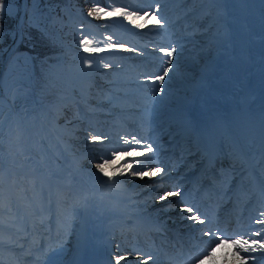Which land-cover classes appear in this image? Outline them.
<instances>
[{"label": "rangeland", "instance_id": "obj_1", "mask_svg": "<svg viewBox=\"0 0 264 264\" xmlns=\"http://www.w3.org/2000/svg\"><path fill=\"white\" fill-rule=\"evenodd\" d=\"M47 3L46 4H50V5H54L57 1L60 0H46ZM175 0H172V2ZM187 3L190 1H194V0H186ZM196 1V0H195ZM209 0H197V2L194 3V8L195 10L193 12H190V7H187L184 9V11L186 12V14L188 16H191V30L193 32L192 36H188V39L186 40V42L182 39H177V41L174 42V45L179 46L176 53L173 54V57H171L172 59V63L173 61L175 63H173L174 66V71L173 70H169L170 71V78L172 82H176V79L178 76H182V83L187 82L188 78L191 76H196L197 74V66L199 63H203L205 58L210 54V50L213 47L210 44H207V39H208V35L209 38L213 36V33L211 31L210 28L207 27L206 22L210 21L211 18H202L203 16V11H205L206 9H203L204 4L203 3H207ZM227 7L223 8L221 7L219 10L223 11L224 15H227V18H234L233 13H231V8H232V4H237V6L239 7L240 11H237L238 15L235 17L236 19H240V16L243 14L242 17V24L238 27H236L234 30H232V34L231 36H229L230 38L232 36H234L231 39L232 44L230 43L229 39L230 38H226V42H224V47H227L231 49V53H232V57H231V61L234 63H238V61H241L238 64V71L241 72L242 75L245 74V71L248 69V67H244L247 64V58H246V53L245 49L244 51H241L239 49V46L241 45V42L239 39V37L241 35H245V33L249 36L252 33V29L253 27L257 26L260 29L259 32V37L262 39L264 38V0H227ZM168 0H156L155 3L156 5L153 4V9L151 11H149V15L144 17L145 21H151L152 19V12L156 10V6L157 4L160 5L159 9H162L161 7H164L167 4ZM172 2H169L168 4H171ZM179 2V0H178ZM45 0H32V4H37L39 5V9L38 10H42L44 8V6L46 4ZM88 5H92L93 7V3L91 4V0H88ZM101 7H104L103 4H100ZM256 6V7H254ZM91 7V6H89ZM88 7V8H89ZM169 7V6H168ZM167 7V8H168ZM147 6L142 8L141 10L136 9V11L134 12H139V14L141 16H143L144 12L147 11ZM90 9V8H89ZM108 9V8H107ZM109 11H111L110 9H108ZM225 12V13H224ZM45 11H43L41 14H44ZM38 15H36L37 17ZM35 17V13H33L27 22V25H29V21H31L33 18ZM42 17V21H43V26H45V21H44V15H41ZM41 17L38 16V20H41ZM175 18L170 19L169 22L172 23V25L178 24L181 22V20L179 19L178 16H173ZM187 17V16H186ZM98 20H100L102 23L107 22V18L101 16L99 18H97ZM214 21V20H213ZM229 21V19L225 20V22ZM151 24V23H149ZM148 24V25H149ZM0 28L2 29L3 35H5L7 38H9L10 36H12L11 33H8L6 30H4V25L3 23H0ZM48 29H50V26L45 28V31H47ZM149 29L148 26H146L145 28L142 29V31L144 33H147L145 30ZM236 30V33H234V31ZM242 30H246L244 31L245 33L242 32ZM152 33H158V32H153L155 31V29L151 28ZM160 33V32H159ZM246 36V35H245ZM40 38L43 40H39L36 36H34L33 31L32 32H28V37L26 38V44L30 47H36L41 46V51L42 52H46L47 49L45 48L46 44L43 43V41L45 40V33H42V35H40ZM250 42V41H248ZM229 44L228 46L226 45ZM251 43V42H250ZM4 46H6V44H4ZM229 51V50H228ZM46 54V53H45ZM138 57H142V53H137L136 50L134 51H130L126 54H122V57L126 56L128 59H134L135 60V55ZM52 58V56H49ZM55 58H58L57 56H54ZM147 62V61H146ZM163 67L167 66V62L165 60L164 63H162ZM128 70H130L129 68H127ZM232 70H230L229 74H228V78L226 81V89H230L233 87L235 80L237 79V75L238 72H236V66L235 64L232 66V68H230ZM136 70H138L139 72H143L141 70H139L136 67ZM102 74L101 76H98L96 78V83H94V90H92V98H89L87 101L89 100H93L96 96L97 93H100V86L102 87H106L108 84L105 82V78H108V73L105 70H101ZM144 75L139 74V76L137 77L138 79H136L134 81V83H138L139 85L143 84V77ZM103 77V78H101ZM141 78V79H140ZM181 83V84H182ZM246 85V84H245ZM257 85V78L253 79L252 83H248L247 87L245 91H249V93H251ZM164 87V86H163ZM92 88V89H93ZM184 88V85H182V88L176 89L175 91H173L169 96V90L171 89V87H164L165 91L164 92H160L159 89L157 88L155 91L156 96L158 97V104L159 105H164V102L168 99V98H174L177 97L180 93H182V89ZM104 100L108 101L109 105H110V101H112L111 99L107 98V93L104 92ZM235 93H238V89L236 87L233 88L232 92L230 93V97L235 98ZM138 93L135 92V94H133V96H137ZM256 95V94H255ZM180 96V95H179ZM254 96V95H253ZM263 95H261L262 97ZM1 98V97H0ZM10 98L11 99H15L17 100L20 109H22L21 113L23 114V121L17 122L16 123V127L21 128V126L25 127L24 125L25 123V118L26 121L30 124H38V128L36 129V132H34V137L33 140L38 144V148L41 154H37L35 157H32L31 159L28 158L29 160L25 162V165H30V166H35L36 170H38V168H40V171L42 172L41 168L44 169V171L46 170V172L43 171V173L45 174H51L52 171H48V169H55L56 171H62V167L58 166V164L53 163V161L51 159H54V157L51 156H47L45 154V151H48L49 149H51V151L55 154H57V150L58 147L55 145V143L53 142L52 139L57 140L56 136L53 135V132L55 128H57L59 130V134L60 135H64L63 137H61V139H58L57 141H60L63 144V147H65V145H69V146H73L74 144H76V146L79 147V150H77V152H83L86 149L87 145H84L85 140L87 139V137L89 136L88 134H93L91 133V131L87 128L86 125H84L83 121L81 122H76L74 119H70V120H66L64 123H57L56 125L51 123L50 121H48L49 123H47L44 118L42 117L41 114H39L38 112L33 110V96L29 93L28 88L24 85V84H17L16 86L13 87L12 91H10ZM103 100V101H104ZM169 100V99H168ZM68 107V110L69 111ZM26 110V111H25ZM26 112V113H25ZM30 113V114H29ZM28 115H30L29 119H28ZM68 113L65 115H62L63 117H68ZM46 119H48V117H45ZM34 120V121H31ZM83 132H85L83 134ZM69 133L72 134V136H74L73 139L69 138ZM88 133V134H87ZM67 134V135H65ZM14 136V140L15 143L17 144V136L19 135H13ZM21 141V140H20ZM43 141V142H42ZM29 146V144L27 143H23L22 146L27 147ZM47 145V146H45ZM49 148V149H48ZM66 148V147H65ZM62 150V149H61ZM63 155H68L67 153L64 152ZM51 157V159H50ZM61 157V156H60ZM62 158V157H61ZM27 160V159H26ZM55 162L56 159L54 160ZM135 169V166H134ZM65 170V169H64ZM39 172V171H38ZM40 173V172H39ZM41 176V175H40ZM13 186L18 184L17 180H15L14 182H12Z\"/></svg>", "mask_w": 264, "mask_h": 264}, {"label": "snow or ice", "instance_id": "obj_2", "mask_svg": "<svg viewBox=\"0 0 264 264\" xmlns=\"http://www.w3.org/2000/svg\"><path fill=\"white\" fill-rule=\"evenodd\" d=\"M160 5L157 4L156 10H159ZM5 8V0H0V9ZM88 16L91 17H124L128 20L132 25L137 28H145L149 23H151L153 29H161L166 26V21L164 19H157L156 11L152 12L153 19L151 21H145L144 17L148 16V12H144V15L141 16L139 12H130L127 8H117L112 7L111 11H109L105 7H101L99 0H93V7L88 10ZM83 28V25L80 26ZM3 33L0 32V38H2ZM21 39H23V33L21 32ZM108 42H111L112 37L109 36L107 38ZM79 45L82 46L83 52L88 53L89 57L84 58L83 64L91 68L93 65V54H99L106 51H110L112 49L117 48V44L109 43V47L107 49L101 48L98 46H94L93 40L89 39L87 35H81L78 41ZM119 48L134 51V49H126L125 45L120 44ZM160 53L164 54L162 59H166L167 66L162 69L161 75L148 74L145 76V80L150 81L153 86V95L155 96V91L158 88L160 92H164L165 89L163 87L165 78L168 76L169 70H175L172 59L173 54L177 52L176 45H171L169 47H161L158 49ZM98 64H102L104 68L110 67L109 64L104 63L103 58L97 57ZM87 139L93 146H100L103 148V152L105 155L100 156V162L95 164V169L98 170L99 174H102L104 177H107L108 180L105 183H111L113 185H123L125 181L116 180L117 176L124 177L126 175H131L133 177H138L140 179H144L145 177L152 180L157 176L160 177V180H153L152 183H149L146 186V190H150L155 193L160 189H163L165 185L161 183L164 179V176H167L168 173L164 172L163 168H148V164L153 162L155 157V151L153 150V146L151 143H146L144 138H137L136 136H132L131 140L127 136L122 137V145L130 148L128 151H118V150H109L108 148L103 147V142L109 140L110 138L107 135L103 134H89ZM136 146H140L143 150H138ZM151 154V155H149ZM23 149L22 147H17L16 152L13 156V162H15L16 156H22ZM107 156V158H106ZM139 157H143L144 159H138ZM262 162H264V157H262ZM3 141L0 139V174L3 172ZM135 166V169H134ZM147 168V170H145ZM235 166H233L234 170ZM23 179V177H22ZM34 185V181H31ZM172 187H176V191H164L163 194L158 196V201H166L173 196H180V200L177 202V207L181 213V219H187L193 221V224L189 227L196 229L199 232V239L203 241L204 247L201 249L199 256L206 257L208 259L215 258L216 248H224L225 246H231L232 248V256L238 258V264H249V261H252L253 264L259 259L264 260V255L257 257L252 255V253L262 252L264 253V238L261 237L264 234V228H261L259 231L255 233L251 232H229L227 228H218L213 227V221L211 218L207 220L199 213V209L195 206H188L186 199L181 196L180 190L178 186L173 185ZM259 187L261 192V197L264 198V169L261 171ZM155 202V201H154ZM0 208H2V204H0ZM175 208L172 207L171 202L161 209V211L169 212L174 211ZM262 219H257L254 221L255 224L264 225V211L259 213ZM41 224L44 223V218L41 216L40 221ZM197 225L200 227L197 228ZM248 236L249 238H245ZM207 237V240L204 238ZM119 246L117 247V251H119ZM58 252L62 251L61 249L57 250ZM135 251V250H134ZM243 253V255H242ZM57 253H54L56 255ZM142 254L139 251H136V264H148V261H153L155 264V257L152 255H147L146 258H141ZM198 256V258H199ZM227 258V254H225V259ZM115 264H121V262H125L128 264V254L126 255H115L114 257ZM111 264V262H110Z\"/></svg>", "mask_w": 264, "mask_h": 264}, {"label": "trees", "instance_id": "obj_3", "mask_svg": "<svg viewBox=\"0 0 264 264\" xmlns=\"http://www.w3.org/2000/svg\"><path fill=\"white\" fill-rule=\"evenodd\" d=\"M64 1L69 2L67 5L63 6L61 9L66 11L62 15V23L56 24V25H50V29L45 31L44 27H41V23L35 27V33L34 36H36L39 40H43V38H40V35L42 33H45V40L43 41L44 44H46L45 48L47 49L46 52L41 51V46L31 47L33 51V65L31 67L32 74V81L33 84L36 86H41L42 84H45L49 81L51 73L49 70V64L45 60L44 55L48 52H62L66 57V49L67 45L70 43H75L78 37H80L81 32V23L80 20L84 17H90L87 15L89 8H92V5H88V0H60L57 1L54 5H48L46 4L47 1L45 0L46 7H52V8H58L64 4ZM91 6V7H89ZM72 7L73 9H71ZM89 7V8H88ZM83 16V17H82ZM46 19V18H45ZM69 21H68V20ZM41 22V21H40ZM38 24V23H37ZM34 26V23L30 22L28 28H31ZM84 26V25H83ZM73 53V51H71ZM74 70H77L75 68ZM69 83H66L65 85H62L61 83H58L56 86L57 88H66L70 87V89L73 88H81L84 86V80L79 79L78 77L72 73L71 80ZM79 86V87H75Z\"/></svg>", "mask_w": 264, "mask_h": 264}, {"label": "bare ground", "instance_id": "obj_4", "mask_svg": "<svg viewBox=\"0 0 264 264\" xmlns=\"http://www.w3.org/2000/svg\"><path fill=\"white\" fill-rule=\"evenodd\" d=\"M212 104L217 107H221L220 103H212ZM215 111L217 112V114L221 113L220 108H216ZM174 165H177V164H174ZM94 180L101 194L105 198H107L108 197L107 194L110 192L106 190L105 181H107L108 178L99 175ZM110 199H114V197L110 196ZM149 211H153L162 221L165 220L164 215L156 207L149 209ZM175 214L179 216L181 215L179 210H176L174 215ZM253 225H254L253 230H256L257 229L256 225L255 224ZM259 226L264 228V225L259 224ZM96 238L97 237L93 235L92 239H88L87 234L84 235V237L80 238L79 242L75 245L74 249L72 250V253L74 254V256H73V260L69 264H109L108 262L105 261L101 251L97 250L98 249L97 243L98 245L100 244L98 241L96 243ZM227 253L228 251L224 248H216L214 259L210 260L206 257H204V259H206L205 262L209 264H231V261H233L234 259H230L228 257L225 259V254ZM220 254L222 255L220 256ZM111 264H115V261L111 262ZM235 264H238V263H235Z\"/></svg>", "mask_w": 264, "mask_h": 264}]
</instances>
